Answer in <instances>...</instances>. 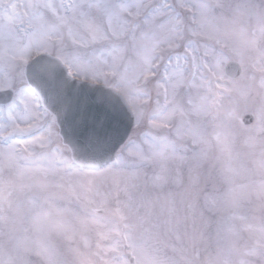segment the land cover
Listing matches in <instances>:
<instances>
[{
	"label": "snow or ice",
	"instance_id": "1",
	"mask_svg": "<svg viewBox=\"0 0 264 264\" xmlns=\"http://www.w3.org/2000/svg\"><path fill=\"white\" fill-rule=\"evenodd\" d=\"M0 264H264V0H0Z\"/></svg>",
	"mask_w": 264,
	"mask_h": 264
}]
</instances>
